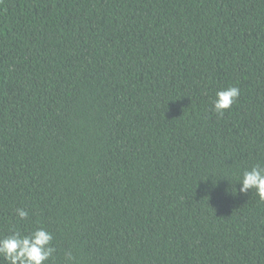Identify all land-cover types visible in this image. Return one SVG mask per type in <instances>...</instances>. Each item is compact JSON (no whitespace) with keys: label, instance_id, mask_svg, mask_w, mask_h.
<instances>
[{"label":"trees","instance_id":"16d2710c","mask_svg":"<svg viewBox=\"0 0 264 264\" xmlns=\"http://www.w3.org/2000/svg\"><path fill=\"white\" fill-rule=\"evenodd\" d=\"M256 164L264 0H0V236L46 227L47 264H264Z\"/></svg>","mask_w":264,"mask_h":264},{"label":"clouds","instance_id":"9594fccd","mask_svg":"<svg viewBox=\"0 0 264 264\" xmlns=\"http://www.w3.org/2000/svg\"><path fill=\"white\" fill-rule=\"evenodd\" d=\"M240 89L238 86H228L216 92L213 100L214 111L220 115L230 109L238 101ZM230 181V180H229ZM231 182V181H230ZM238 192L247 194L249 189H255L260 200L264 201V165L256 164L242 172L238 182ZM232 184V183H231ZM212 190L218 187L213 184ZM225 195H235L232 187H226ZM16 215L19 220H27L29 211L17 208ZM54 236L46 227L40 226L28 231L13 228L9 234L0 236V264H47L54 259L56 251L53 246Z\"/></svg>","mask_w":264,"mask_h":264}]
</instances>
